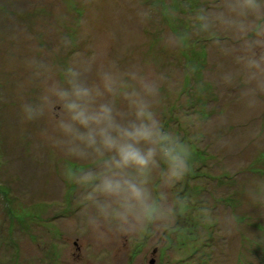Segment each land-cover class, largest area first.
Instances as JSON below:
<instances>
[{"label":"rangeland","instance_id":"obj_1","mask_svg":"<svg viewBox=\"0 0 264 264\" xmlns=\"http://www.w3.org/2000/svg\"><path fill=\"white\" fill-rule=\"evenodd\" d=\"M201 2L0 0V264H264V209L247 196L250 181L264 177V93L257 90L249 107L243 82L211 86L235 68L220 55L216 37L193 34L177 43ZM142 11L150 13L143 21ZM93 55L171 85V91L161 86L157 105L167 129L190 138L187 122L199 120L206 130L191 141L190 175L165 190L169 202L188 204L165 232L154 225L146 234L103 242L78 234L71 175L101 170L104 158L72 160L59 153L44 135L59 119L57 111L35 121L22 113L67 63ZM106 99L127 110L122 96ZM201 208L209 209L210 219Z\"/></svg>","mask_w":264,"mask_h":264},{"label":"clouds","instance_id":"obj_2","mask_svg":"<svg viewBox=\"0 0 264 264\" xmlns=\"http://www.w3.org/2000/svg\"><path fill=\"white\" fill-rule=\"evenodd\" d=\"M149 15L139 13L141 21ZM193 34L216 37L220 55L231 58L235 65L221 72L211 86L231 88L243 82L249 90L242 95L254 107L256 91L264 93V0H202L191 10L189 31L178 34L177 43L185 44ZM222 36L239 47L226 44L219 39ZM88 73L93 74L90 82ZM162 85L171 91L162 78L158 84L93 55L67 63L59 79L44 83L35 102L21 106L28 121L44 119L54 110L59 113L44 135L65 157L104 158L101 170L88 168L71 175L78 192V234L103 242L110 236L146 234L154 225L165 232L177 214L186 211L187 202H169L165 190L190 175L191 141L207 133L199 120L187 122L190 138L165 127L157 118ZM106 96H122L127 110L118 111ZM250 185L248 200L264 209V177L251 180ZM199 211L210 219L209 209Z\"/></svg>","mask_w":264,"mask_h":264}]
</instances>
